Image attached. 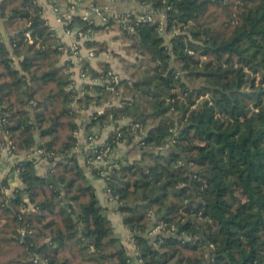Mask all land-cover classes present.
Returning <instances> with one entry per match:
<instances>
[{"label": "clouds", "instance_id": "9594fccd", "mask_svg": "<svg viewBox=\"0 0 264 264\" xmlns=\"http://www.w3.org/2000/svg\"><path fill=\"white\" fill-rule=\"evenodd\" d=\"M80 3L81 0H29L28 4L24 0H0V60H6L9 56L29 55L35 58L31 71L41 75L45 71L54 73L46 77L48 83L40 87L31 101L35 104L41 96L48 97L40 106L44 116L38 122L39 126L28 132L22 129L18 134L7 133L0 138V264H61V261L71 259L73 254L85 261L89 257L94 258L93 264H101L98 254L109 246L108 242L113 237H117L115 244L111 245L113 250L125 246L131 248V235L140 230L141 225L120 224L119 217L125 215L118 210L123 193L107 189L104 182L110 180V173L114 169L120 170L124 165L141 161L142 152L147 153L148 158L155 159L157 152L162 154L170 146L186 151L192 137L185 145L181 142L180 134L182 125L189 119V113L195 118L200 111L208 110L209 106L215 107V97L209 98L207 104L191 103V100L197 99L196 96L189 97L178 83L176 95L171 100L168 99L171 93L167 89L158 90V96H141L132 84L143 70L142 65L148 61H134L132 55L126 54V49L121 51L117 46L119 41L113 43L109 39L112 34L121 35L113 32L119 26L126 30V34L134 33L132 22L127 16L117 14L113 7L86 3L82 8ZM144 7L149 12L159 11L153 9L151 4ZM17 12H27L28 15L20 19L15 14ZM105 13L115 18L110 29L102 30L108 33L107 36L95 30V18L103 20ZM41 19L44 20L43 24L39 23ZM148 19H151L150 15ZM257 20L264 26V0H222L221 4L209 0L199 8L194 6L189 16H185L170 32L164 34L186 33V51L195 49L191 53L193 56L208 51L209 58H212L215 55L212 50L217 45L228 43L246 30L251 31ZM34 22V28H29ZM21 29H27L22 39L19 35ZM35 29L42 31L43 36L33 38L29 35ZM10 32L18 33L15 40L9 39ZM160 32H164L163 22ZM101 40H108V43H100ZM60 41L64 42L60 51L53 53V42ZM244 47L248 45L244 44ZM134 55L139 56L140 51ZM214 64H223V60H214ZM182 71L181 67L178 74ZM189 83L192 81L189 80ZM165 108L166 115L162 111ZM250 108L248 104L247 114L239 119L217 111L214 123L218 129L232 133L234 145L242 141L247 143L246 137L264 132V114L254 109L247 111ZM157 117H160L158 121ZM10 122L14 121L5 123ZM41 127L47 128L49 135L39 136ZM149 128L152 129L150 133ZM195 136L199 138L201 133L198 131ZM141 137L153 138L152 143H145ZM21 141L24 142L23 150ZM37 143L43 147L37 148ZM258 150L264 152V143ZM125 156H128L127 160ZM65 157L69 159L65 160ZM26 160L32 161V165L24 167L23 162ZM49 165L54 166V184L49 185L43 195L51 192L55 184L63 187L72 180L73 184L65 191L68 196L81 197L72 202L73 208L79 209L86 201L97 200L99 190L104 189L103 195L99 197V203L104 207L98 226L92 224L95 219L92 217L87 224L73 222L71 228H66L64 223L57 222L58 212L50 215L44 211L41 219L38 206L41 194L39 189L33 190L32 179L36 175H43ZM244 171L241 167L232 177L236 180L231 184L233 206L238 207L242 200L247 204L249 200L255 199L256 203L248 210L251 212L256 209L264 213V184L253 188L236 179ZM89 184L96 187L88 188ZM17 195L21 198L18 205L11 203ZM62 206V202L57 204V208ZM139 206L143 210L146 202L141 199ZM6 207L11 209L13 215L17 209L20 210V223L9 218V214L4 212ZM173 214L179 216L182 213ZM148 216L152 217L151 211ZM148 224L150 227V220ZM175 227L172 224L169 231ZM89 229L93 233H104L99 248L84 247L96 239L94 235H83ZM159 230L152 229L148 235ZM57 231L64 232L62 243L53 240ZM261 240H264V236H261ZM254 246L255 242L249 244L248 241L241 245L246 253ZM37 248H40L39 252ZM246 264H264V243L247 256Z\"/></svg>", "mask_w": 264, "mask_h": 264}, {"label": "trees", "instance_id": "16d2710c", "mask_svg": "<svg viewBox=\"0 0 264 264\" xmlns=\"http://www.w3.org/2000/svg\"><path fill=\"white\" fill-rule=\"evenodd\" d=\"M116 1L134 2L140 6L129 16L135 32L126 34V30L119 26L117 30L121 31V35L116 34L115 38L122 40L124 51L126 49V54L132 55L134 61H148L142 65L143 70L137 74L138 79L132 84L141 96H158V90L167 89L171 93L168 99L171 100L176 95L178 83L189 97L196 96L197 99L191 100V103L207 104L209 98L215 97V107L209 106L208 110L200 111L195 118L189 113L188 121L182 125L181 142L187 145L189 137H192L186 151L170 146L162 154L157 152L155 159L148 158V154L142 152L141 161L124 165L120 170L115 169L110 174V180L106 181L109 189L123 193L118 210L125 213L122 216L124 224L141 225L140 230L131 235L136 257L141 260V264H246L247 256L252 255L257 251V247L264 243V240H261V236H264V213L256 209L251 212L248 210L256 203L255 199L249 200L247 204L242 200L238 207L233 206L230 196L233 191L231 184L236 182L232 177L241 167L245 171L236 179L253 188L264 184V152L258 150L264 143V132L246 137L247 143L242 141L241 144L234 145L232 133L218 129L214 118L217 111L237 119L242 118L247 114L248 104L251 108L247 111L254 109L264 114V26L259 20L255 21L251 31L246 30L231 38L228 43L217 45L212 50L215 54L212 58H209L208 51H201L199 56H193L191 53L195 52V49L185 50L186 33H164L170 32L175 24L189 16L194 6L199 8L209 0H200L199 4L197 0ZM24 2L28 4L29 0ZM215 3L221 4L222 0H215ZM146 4H151L153 9L159 11L149 12V9L144 7ZM15 14L20 19L28 15L27 12ZM142 14H151L152 21H137L136 15ZM161 22L164 26L163 33L160 32ZM39 23L43 24L44 20L41 19ZM112 23H115V20L109 18L102 25L95 24V30L102 32L104 29H110ZM34 25L35 22L29 25V28H34ZM26 31L27 29H21V39ZM29 34L33 38L37 35L43 36L39 29ZM17 35L16 32H10L9 39L15 40ZM99 42L106 44L104 41ZM32 43H35V39ZM53 44L52 52H59L62 44ZM244 44L248 47H244ZM138 50L140 55L135 56L134 53ZM15 57L19 58L17 67L13 63V56L0 60V116L3 118V129L12 134L21 133L22 129L28 132L39 126L38 122H41L44 116L40 106L48 97L41 96L35 104L31 101L38 94L40 87L48 83L46 77L54 74L45 71L41 75L31 71L35 59L33 56ZM217 59H222L223 64H214ZM181 67L183 71L178 74ZM189 80L192 83H189ZM121 87H124L123 82ZM245 88L248 90L245 91ZM162 111L167 114L166 108ZM159 119L160 117H157V121ZM7 121L14 122L5 123ZM29 121L32 123L29 124ZM148 131L150 133L152 129L149 128ZM198 131L201 136L196 138L195 133ZM38 135L47 136L49 130L41 127ZM141 139L150 145L153 138ZM23 143L21 141V150ZM36 145L43 147L41 143ZM68 159L69 157H65V160ZM30 165V160L23 162L24 167ZM53 168L51 165L46 176L36 175L32 179L33 190L39 189L41 194L38 205L41 209V219L44 211L50 215L58 212L56 220L58 223H64L66 228H71L73 222L87 224L92 217H95L92 224L98 226L102 219L100 213L103 206L97 198L86 201L79 209L73 208L72 202L81 197L68 196L65 191L73 184L72 180L63 187L55 184L51 192L43 195L45 189L54 184ZM87 187L94 188L92 184ZM20 199L17 195L11 203L18 205ZM141 199L146 202L143 210L139 206ZM60 202L63 206L57 208ZM19 211L17 209L13 215L10 208H4V212L16 223H20L22 219L19 218ZM149 211L152 212V217L148 216ZM174 212L182 214L177 216ZM65 213L68 215H64ZM159 223H163L165 232L148 235L151 228ZM172 224L176 227L169 233L167 230ZM45 227H48V224H45ZM83 235L96 237L95 242L91 245L85 244V248L101 246L104 236L102 231L93 233L89 229ZM53 240L62 243L64 232L57 231ZM116 240L117 237H113L108 242L109 246L98 254L101 264H133L125 247L113 250L111 245H114ZM244 241L249 244L255 242L256 246L246 253L241 247ZM36 251L39 252L40 248ZM93 261L94 258L89 257L85 261L73 254L71 259H65L61 264H93Z\"/></svg>", "mask_w": 264, "mask_h": 264}, {"label": "crops", "instance_id": "0c3cea01", "mask_svg": "<svg viewBox=\"0 0 264 264\" xmlns=\"http://www.w3.org/2000/svg\"><path fill=\"white\" fill-rule=\"evenodd\" d=\"M86 3H95V4L101 5V6L113 7V8H115V10H118V11H129V10H133L134 11V10H138L140 8L138 3H134V2H120V1H116V0H81L80 6L83 8L84 6H86L85 5ZM95 24L96 25H102V24H104V22H102L97 17V18H95ZM53 31H55V29H53ZM97 32H101V31H97ZM102 35L107 36L108 33L107 32H102ZM101 41L106 42V44L108 43L107 42L108 40H101ZM63 43H64L63 41H60V44L63 45ZM121 46H122V43H121ZM121 51H123L122 48H121ZM69 54H71V53H69ZM13 63L17 67V65L19 63V58L14 57L13 58ZM125 143H127V141H125ZM36 147H37V145H36ZM127 157L128 156H125L124 159L127 160L128 159ZM50 167H51V165L48 166L47 171L41 176H46L48 174V172H49ZM104 183L106 184V182H104ZM93 186H94V188L96 187L95 185H93ZM106 186H107V184H106ZM103 191H104V189H100L99 190L98 197H97L98 200H99V197L103 195ZM100 205H102L104 207V205L102 203H100ZM119 222H120L121 225H125L124 222H123V217L122 216L119 217ZM129 243L132 245V247L131 248H127L125 246V249H126V252H127L128 256L132 259V263L133 264H141V262L134 255V247H133V244L131 243V240H129Z\"/></svg>", "mask_w": 264, "mask_h": 264}, {"label": "built area", "instance_id": "2783aa9c", "mask_svg": "<svg viewBox=\"0 0 264 264\" xmlns=\"http://www.w3.org/2000/svg\"><path fill=\"white\" fill-rule=\"evenodd\" d=\"M117 14H119L120 16H127L128 18H129V16L130 15H133L134 14V11L133 10H130V11H123V12H116ZM151 16V19H148V16ZM141 17H143L142 19H141ZM113 19V20H115V18L114 17H109V16H107V14L105 13V19H103V21H104V23L108 20V19ZM136 18H137V21H152V19H153V16L151 15V14H142V15H136ZM65 31H67V29H65ZM30 35V34H29ZM2 121H3V118L0 116V138H2L3 137V135H6L7 134V131L5 130V129H3V126H2ZM37 148H39V146H37ZM115 170V169H114ZM114 170L110 173V174H112L113 172H114ZM107 189H109L108 187H107ZM163 223H159V224H157V225H154L152 228H151V230L152 229H160L159 231H156L153 235H156V234H161V233H163V232H165V230L163 229ZM150 230V231H151ZM173 230V229H172ZM149 231V232H150ZM167 232H171V231H169V230H167ZM131 240V243L133 244V247H134V255L136 256V250H135V245H134V242H133V240L132 239H130ZM138 260L141 262V260L138 258Z\"/></svg>", "mask_w": 264, "mask_h": 264}, {"label": "rangeland", "instance_id": "374dc122", "mask_svg": "<svg viewBox=\"0 0 264 264\" xmlns=\"http://www.w3.org/2000/svg\"><path fill=\"white\" fill-rule=\"evenodd\" d=\"M130 11V10H129ZM115 12H123V11H118V10H115ZM101 20V19H100ZM112 21H114L113 19H111ZM102 22H104L103 20H101ZM113 32L115 33V32H119V33H121V31L120 30H117V29H115V30H113ZM115 35L116 34H112L111 35V37L109 38L110 39V41L111 42H113V43H116V42H118L119 41V43H117V46L118 47H120L121 46V43H122V46L120 47V48H122V50L124 51V49H123V42H122V40L120 39V38H115ZM108 42V41H107ZM114 55H115V53H114ZM259 76H257V81H258V78ZM106 182V181H105ZM107 183V182H106Z\"/></svg>", "mask_w": 264, "mask_h": 264}, {"label": "water", "instance_id": "95a60500", "mask_svg": "<svg viewBox=\"0 0 264 264\" xmlns=\"http://www.w3.org/2000/svg\"><path fill=\"white\" fill-rule=\"evenodd\" d=\"M38 146V145H37Z\"/></svg>", "mask_w": 264, "mask_h": 264}]
</instances>
